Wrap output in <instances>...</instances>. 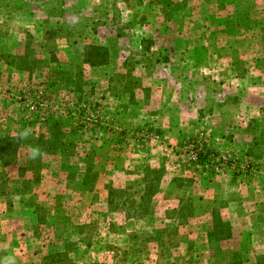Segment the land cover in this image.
Listing matches in <instances>:
<instances>
[{"label":"rangeland","instance_id":"obj_1","mask_svg":"<svg viewBox=\"0 0 264 264\" xmlns=\"http://www.w3.org/2000/svg\"><path fill=\"white\" fill-rule=\"evenodd\" d=\"M0 137V264H264V0H0Z\"/></svg>","mask_w":264,"mask_h":264},{"label":"trees","instance_id":"obj_2","mask_svg":"<svg viewBox=\"0 0 264 264\" xmlns=\"http://www.w3.org/2000/svg\"><path fill=\"white\" fill-rule=\"evenodd\" d=\"M19 140L20 138L15 137H0V159L1 160H8L13 158V156L17 153L19 148ZM147 197L152 196L151 192H147L145 194ZM144 200V196H143ZM214 216H217L216 212ZM209 243L213 242H226L232 239V227L228 222H224L221 219H215L212 231L209 233ZM56 258L53 257L52 259ZM53 264H57L54 262ZM229 264H243L242 260L238 253L233 256V260Z\"/></svg>","mask_w":264,"mask_h":264},{"label":"clouds","instance_id":"obj_3","mask_svg":"<svg viewBox=\"0 0 264 264\" xmlns=\"http://www.w3.org/2000/svg\"><path fill=\"white\" fill-rule=\"evenodd\" d=\"M34 155H35V153H34Z\"/></svg>","mask_w":264,"mask_h":264}]
</instances>
